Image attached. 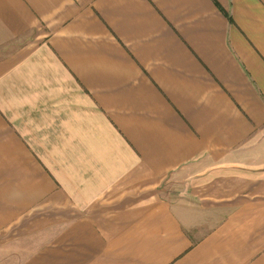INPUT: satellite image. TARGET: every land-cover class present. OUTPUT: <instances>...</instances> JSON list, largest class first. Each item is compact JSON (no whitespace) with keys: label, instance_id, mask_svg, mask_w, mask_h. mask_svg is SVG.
Returning a JSON list of instances; mask_svg holds the SVG:
<instances>
[{"label":"crops","instance_id":"crops-1","mask_svg":"<svg viewBox=\"0 0 264 264\" xmlns=\"http://www.w3.org/2000/svg\"><path fill=\"white\" fill-rule=\"evenodd\" d=\"M0 264H264V0H0Z\"/></svg>","mask_w":264,"mask_h":264}]
</instances>
